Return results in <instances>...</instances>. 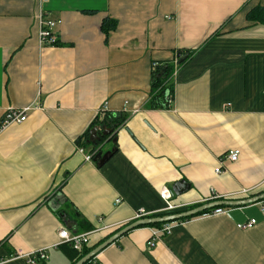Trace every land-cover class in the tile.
Returning a JSON list of instances; mask_svg holds the SVG:
<instances>
[{
	"label": "crops",
	"instance_id": "0c3cea01",
	"mask_svg": "<svg viewBox=\"0 0 264 264\" xmlns=\"http://www.w3.org/2000/svg\"><path fill=\"white\" fill-rule=\"evenodd\" d=\"M257 5L264 0H0V120L10 107L42 106L0 129L4 264H28L9 258L39 249L49 259L38 264H73L61 227L90 233L96 247L140 209L156 215L168 202L175 211L264 191V23L246 18ZM42 12L61 21L57 45L39 44ZM106 17L118 21L108 36ZM184 49L194 52L179 66ZM168 61L172 105L148 109L151 74ZM121 113L117 151L102 166L87 160L97 148L80 151L78 138ZM231 148L239 160L221 162ZM181 180L189 189L165 199L163 189ZM263 204L177 220L152 248L153 228L136 227L94 264H264ZM253 218V227H237Z\"/></svg>",
	"mask_w": 264,
	"mask_h": 264
},
{
	"label": "built area",
	"instance_id": "2783aa9c",
	"mask_svg": "<svg viewBox=\"0 0 264 264\" xmlns=\"http://www.w3.org/2000/svg\"><path fill=\"white\" fill-rule=\"evenodd\" d=\"M39 32H38V39L40 46H53L57 45L58 42V31L57 27L60 25L61 21L59 19H53L48 14H44V12L40 13L39 15ZM156 67L154 63L153 68ZM41 103L38 100L25 105L23 107H10L7 109L6 113L4 114L3 118L0 120V129L6 127L10 124L22 123L29 119L31 114L41 108ZM104 111H108L107 103L102 108ZM79 150L84 152L83 147H79ZM241 154V150L239 148H231L229 149L221 158V162L224 160L230 162H236L239 160ZM93 154L86 155L87 160H91ZM216 173L223 172V165L219 163L218 166L215 167ZM254 192L250 189H242L240 191V197L246 196L250 197ZM163 196L165 199L169 200L171 198V193L169 189H163ZM116 203H120V199L116 200ZM176 206L172 203L168 202L167 210L171 211L174 210ZM262 210L264 211V204L262 206ZM212 213H223L227 212L224 207H215ZM149 213H146L143 209H140L135 214V219L149 217ZM177 221H168L162 223L158 227H152V235L151 238L148 240L147 245L149 248L155 247L157 242L163 235H167L171 232L173 225H175ZM257 223L256 219H250L247 222L237 223V227L240 229H248L253 227ZM106 227V226H103ZM59 236V244H69L79 253L83 252L85 248H88L91 244L90 233H80L74 232L68 229L67 227H61L58 232ZM24 259L28 264H38L42 262H47L49 259V255L45 249H39L36 251L31 252H24L22 250L13 253L10 256V260L14 259ZM6 260H0V264H4Z\"/></svg>",
	"mask_w": 264,
	"mask_h": 264
},
{
	"label": "trees",
	"instance_id": "16d2710c",
	"mask_svg": "<svg viewBox=\"0 0 264 264\" xmlns=\"http://www.w3.org/2000/svg\"><path fill=\"white\" fill-rule=\"evenodd\" d=\"M246 18L250 22H262V23H264V5H257V6L250 8L246 13ZM117 25H118L117 19H114L112 17H106L103 19L101 29L108 36L111 31H113L117 28ZM57 44H58V42H57ZM193 52H194V50H192V49L180 50L179 54L177 56L178 57V61H177L178 65L180 66V65L184 64L187 61V59L192 55ZM184 55H187V57L183 61L180 62L181 57ZM174 69H175V63L172 61H168V62H164V63H161L160 65H158L154 69V71L152 72V74H151V91H150L149 99L146 103V107L148 109H169L171 107L172 101L174 99V83L172 82V76L174 73ZM167 95H169L168 100L166 98ZM127 118H128V115L126 113H121V114H116V115L106 114L104 116V118L100 121H98V119H96L94 121V123L91 125V127L85 132V134L78 138V140H77L78 144L82 147L83 146L87 147L88 145H91V142L89 140L90 139V132H91V129L94 126H96L97 123H99L100 126H105L106 128L113 129V135L112 136L114 137L116 135L117 129L122 127L125 124ZM108 137L109 136H106L104 138L106 139ZM94 148L96 149L98 147L96 146ZM94 156H95V154L92 156V158H94ZM259 193H262V192H258V193L254 192L251 196L257 195ZM244 198H247V197H244ZM198 205H201V203L189 206L188 208H184L182 210L165 211V212H162V213H159L156 215H164L166 213L179 212V211H183V210H186V209L198 206ZM221 207H230V206H221ZM213 209L214 208L208 209V210L200 212L194 216L209 213ZM150 216H154V215H150ZM194 216L184 218V219H189V218H192ZM162 223H164V222L145 225V226L158 227ZM62 248L65 251V253L67 254V256L69 258H71V260H74L73 264H75L80 258H82L84 255L89 253L95 247L85 248L83 250V252H81V253H79L77 250H75L69 244L62 245ZM95 257L88 260L87 262H85V264H94Z\"/></svg>",
	"mask_w": 264,
	"mask_h": 264
},
{
	"label": "water",
	"instance_id": "95a60500",
	"mask_svg": "<svg viewBox=\"0 0 264 264\" xmlns=\"http://www.w3.org/2000/svg\"><path fill=\"white\" fill-rule=\"evenodd\" d=\"M187 55H184L181 57L180 62L183 61ZM167 100L169 99V95H167ZM113 135V129L111 128H106L105 126H95L91 130V135H90V142L94 145L97 146V151L94 156V160L97 162L99 166H102L105 164L112 156L113 154L117 151V140L118 137ZM106 136H109L108 138H104ZM112 139V142L114 146L109 149L104 151L103 146L104 144ZM189 184L185 180H181L177 183H175L171 189L170 193L171 195L175 194H181L187 189H189ZM61 197V194L57 195V199ZM264 200V192L259 193L257 195L248 197V198H242V199H227V200H216V201H209L206 203H203L201 205L179 211V212H174V213H166L164 215H154V216H149V217H143L136 219L135 221L125 225L118 231H116L114 234L109 236L105 241H103L101 244L93 248L89 253L84 255L82 258H80L75 264H85L88 260L94 258L99 252H101L104 248H106L108 245L114 243L119 237L122 235L126 234L130 230L140 227V226H145V225H150V224H155V223H161V222H168V221H177L181 220L184 218H188L191 216H194L200 212L206 211L208 209H212L215 207H220V206H242V205H247L250 203H257ZM51 205L55 209H59L60 205L58 203H55V200L50 202ZM62 216H66L67 214L64 211H61Z\"/></svg>",
	"mask_w": 264,
	"mask_h": 264
}]
</instances>
